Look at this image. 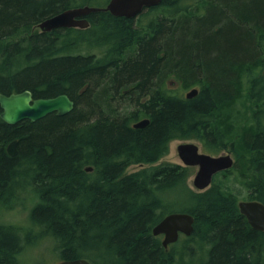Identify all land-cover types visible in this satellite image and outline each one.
<instances>
[{
  "label": "trees",
  "instance_id": "1",
  "mask_svg": "<svg viewBox=\"0 0 264 264\" xmlns=\"http://www.w3.org/2000/svg\"><path fill=\"white\" fill-rule=\"evenodd\" d=\"M94 1L0 0V93L75 104L16 125L0 107V214L24 192L37 198L28 226L0 222V264H24L42 241L59 262L264 264V231L228 187L234 178L264 204V0H163L133 19L101 11L87 29L39 28L110 2ZM174 140L235 164L197 191L193 168L163 161ZM175 212L193 215L194 231L166 249L153 228Z\"/></svg>",
  "mask_w": 264,
  "mask_h": 264
},
{
  "label": "water",
  "instance_id": "2",
  "mask_svg": "<svg viewBox=\"0 0 264 264\" xmlns=\"http://www.w3.org/2000/svg\"><path fill=\"white\" fill-rule=\"evenodd\" d=\"M163 0H110L104 7L83 6L68 9L54 15L42 23L39 28L42 32H52L60 28L87 29L90 23L87 17L92 13L108 11L116 17L127 19L137 18L145 9L158 6ZM197 89L186 93L188 99L198 95ZM1 118L9 125H16L24 120L38 121L50 114L57 113L65 116L73 111L74 101L67 95L62 94L54 98L34 99L31 91L25 90L11 95L0 93ZM149 120L144 119L135 123V128H145ZM17 140L12 141L8 146V153L12 157L18 155ZM178 155L186 167H197L193 179V186L198 191L207 190L213 183L214 177L224 171L230 170L235 164L232 154L211 155L200 151L198 144L194 142L182 143L177 148ZM88 172L93 168L88 167ZM239 209L251 227L257 231H264V204L257 200L240 201ZM195 218L193 215L182 212H175L165 216L153 228V235L164 236L163 246L167 249L170 245L179 241L180 237H189L194 231ZM57 264H92L87 259L65 260Z\"/></svg>",
  "mask_w": 264,
  "mask_h": 264
},
{
  "label": "rangeland",
  "instance_id": "3",
  "mask_svg": "<svg viewBox=\"0 0 264 264\" xmlns=\"http://www.w3.org/2000/svg\"><path fill=\"white\" fill-rule=\"evenodd\" d=\"M106 0H96L93 5L102 6L104 5ZM180 89V88H179ZM188 91H183V94H186ZM186 142H194L199 145L200 151L205 152L202 148V145L199 141L196 140H174L170 144V153L166 156L163 161L171 162L183 165L182 161L179 158L177 148L180 144ZM228 152H224L222 154H227ZM140 169V166H132L128 169V173H132ZM198 171L197 167L193 168V175L189 180V184L191 187L193 186V179ZM229 189L234 192L240 201H249L248 199V191L247 189L241 185L239 182L235 181L232 178L231 182L228 184ZM195 189V188H194ZM37 202V198L30 191L24 192L20 199L18 200L15 208L13 210H9L4 212V214H0V222L6 224H15L20 226H28L29 219L31 215V210L35 206ZM162 239V237H161ZM21 259L24 264H57L59 262L58 254L55 252V248L53 242L42 241L39 242L34 247H26L23 250L21 255Z\"/></svg>",
  "mask_w": 264,
  "mask_h": 264
},
{
  "label": "flooded vegetation",
  "instance_id": "4",
  "mask_svg": "<svg viewBox=\"0 0 264 264\" xmlns=\"http://www.w3.org/2000/svg\"><path fill=\"white\" fill-rule=\"evenodd\" d=\"M162 238L164 237V236H161Z\"/></svg>",
  "mask_w": 264,
  "mask_h": 264
}]
</instances>
